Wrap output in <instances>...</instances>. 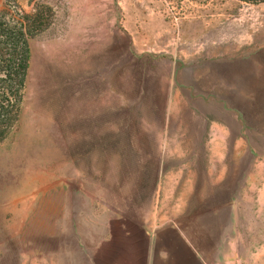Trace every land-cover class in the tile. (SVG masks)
<instances>
[{
  "label": "rangeland",
  "instance_id": "obj_1",
  "mask_svg": "<svg viewBox=\"0 0 264 264\" xmlns=\"http://www.w3.org/2000/svg\"><path fill=\"white\" fill-rule=\"evenodd\" d=\"M9 2L51 24L0 143V264L75 262L102 212L152 211L155 171L206 169L201 110L226 133L208 168L227 171L230 264H264V2Z\"/></svg>",
  "mask_w": 264,
  "mask_h": 264
},
{
  "label": "crops",
  "instance_id": "obj_2",
  "mask_svg": "<svg viewBox=\"0 0 264 264\" xmlns=\"http://www.w3.org/2000/svg\"><path fill=\"white\" fill-rule=\"evenodd\" d=\"M208 114L202 110L198 114L199 121L206 124L199 142L211 150L199 159L206 169L178 171L181 176L177 175L175 185L168 187L164 185L168 172L155 171L156 204L152 211L142 215L118 211L107 216L102 212L95 218V247L77 251L75 262L59 263L230 264L232 202L223 180L227 171L216 170L214 165L208 168L220 155L215 153V147L224 142L226 133L223 127L219 129L220 138L213 134L218 125ZM181 178L184 188L179 186Z\"/></svg>",
  "mask_w": 264,
  "mask_h": 264
},
{
  "label": "trees",
  "instance_id": "obj_3",
  "mask_svg": "<svg viewBox=\"0 0 264 264\" xmlns=\"http://www.w3.org/2000/svg\"><path fill=\"white\" fill-rule=\"evenodd\" d=\"M50 14L51 8L46 5L36 4L30 12L13 2L0 7V143L19 120L31 57L30 42L48 29Z\"/></svg>",
  "mask_w": 264,
  "mask_h": 264
}]
</instances>
